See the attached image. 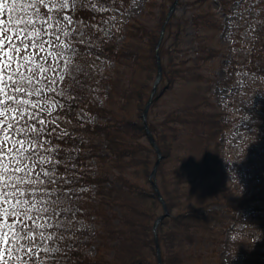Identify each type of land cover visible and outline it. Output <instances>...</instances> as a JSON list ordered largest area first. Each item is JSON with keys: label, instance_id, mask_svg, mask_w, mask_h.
<instances>
[{"label": "trees", "instance_id": "16d2710c", "mask_svg": "<svg viewBox=\"0 0 264 264\" xmlns=\"http://www.w3.org/2000/svg\"><path fill=\"white\" fill-rule=\"evenodd\" d=\"M171 1L174 0L160 1L155 13L157 2L149 0L147 8L156 15V24L151 26V21L143 23L138 20L129 25L126 39L117 51L103 39L91 41L103 52L110 51L119 64V76L113 81L108 99L123 115L117 116L116 121L111 119L96 125L85 122L83 127L87 131L76 133L84 139L80 166L95 156L110 162L111 168L117 171L113 180L117 184L105 188L102 187L103 180L87 175L85 178L104 189L101 192L107 200L105 202L111 209L117 208L120 215L117 223L112 217L103 216L110 241H116L112 246V257L102 256L95 260L84 257L82 250L88 243L81 240L82 235H77L74 239L81 241V246L74 250L77 254L73 257V264H157L152 230L155 219L162 213V203L150 178L156 153L151 148L141 117L150 96V86L157 76V44L169 12L167 4ZM213 1L194 0L196 13L193 19L182 22L178 18L179 22L174 24V14L167 23L168 33L159 49L163 61L162 81L166 84L154 100L149 128L163 154L156 179L170 212L158 227L163 264H184L183 249L191 235L197 232L215 235L219 229L215 224L219 211H210L209 208L227 198L225 173L219 166L222 152L220 134L226 126L213 113L209 94L211 86L203 79L201 66L206 57L203 59L202 54L197 58L181 55L186 26H191L198 34L216 26ZM260 9L262 21L253 36L256 46L254 58L257 60H262L264 54V0ZM99 14L102 15L100 10ZM92 23L94 26L96 21ZM205 50H208L209 57L216 54L211 46L206 45ZM129 77L136 81L130 87ZM86 83H92L91 75ZM164 96H173L176 105L172 109L165 106L158 117L154 108L159 107ZM253 112V128L260 137L257 143L264 150V107ZM94 136L105 139L107 154L90 151L87 139ZM257 146L252 158L253 163L259 164L256 191H249L248 197L239 200L238 204L224 203L229 213L240 207H250L254 213L252 222L255 229H263L259 234L243 236L234 242L237 252L244 254L245 264H264V152L259 153ZM78 231L84 233L83 230Z\"/></svg>", "mask_w": 264, "mask_h": 264}, {"label": "snow or ice", "instance_id": "6c2138e0", "mask_svg": "<svg viewBox=\"0 0 264 264\" xmlns=\"http://www.w3.org/2000/svg\"><path fill=\"white\" fill-rule=\"evenodd\" d=\"M118 2V0H117ZM241 0H237V6ZM101 0L99 8L111 7ZM93 0H0V264H73ZM118 23V21H117ZM231 75V73H229Z\"/></svg>", "mask_w": 264, "mask_h": 264}, {"label": "rangeland", "instance_id": "374dc122", "mask_svg": "<svg viewBox=\"0 0 264 264\" xmlns=\"http://www.w3.org/2000/svg\"><path fill=\"white\" fill-rule=\"evenodd\" d=\"M148 1L112 0L111 7L99 8L101 0H95L102 15L108 14L109 22L106 26L94 24V30L101 40H105L117 51L126 39L129 25L138 20H142L143 23L151 21L149 24L151 26L156 24V15L148 11ZM160 1L162 0H156L155 13L158 11ZM193 1L177 2L173 13L176 15L174 24L179 22L178 18L182 22L194 18L196 12ZM172 4L173 1L167 5L170 8ZM213 7L216 26L208 28L202 34L196 33L191 26H186L184 50L181 55L197 58L202 54L203 59L206 57L201 67L204 81L212 86L209 94L213 113L219 115L227 126L220 137L222 156L219 165L226 174L227 198L222 203H217L213 209L219 210L228 225V222L230 224L235 222L227 213V216H224L223 203H232L233 199L241 198L249 191H256L258 187L256 171L259 164H251L250 159L252 160L257 142L260 141L252 127L253 111L258 107H264V54L262 60L254 58L256 46L253 37L262 21L260 9L262 0H241L239 6L237 0H214ZM176 28L177 26L174 30ZM206 45L213 47L215 56L209 57L208 50H205ZM113 57L112 53L106 50L102 54H89L84 58L89 62L86 68L91 73L92 83L91 90L80 107L84 109L85 122L92 125L106 123L111 119L116 121L117 116L123 115L122 111L108 99L113 90V81L117 79L120 71L119 64ZM134 82L136 83L132 77L128 78L129 87ZM165 84L166 82L162 81L158 90H162ZM175 101L173 96L161 98L159 107L154 108L157 116H160L158 114H161L165 106L172 109L176 105ZM149 117H153L151 112ZM87 143L91 152L108 153L107 142L102 136L89 138ZM260 146V144L257 146V151L263 153L264 150ZM79 172L85 184L81 186L80 199L77 201L79 213L76 224L86 231L87 236L83 239L86 238L90 243L82 255L90 259L112 257L114 251L112 246L116 241H110L104 227L103 216H111L113 222H116L120 213L117 212V208H110L101 191L102 187L108 188L116 184L113 180L117 171L111 168L110 162L95 156L85 161ZM85 175L103 180V186L92 184ZM239 216H242V222L226 226L221 234L217 231V236L201 233L191 235L183 249L184 264H241V257L233 252L229 243L252 219L248 210H242ZM253 225L252 223L249 228L252 233L259 234L263 231L259 227L255 229Z\"/></svg>", "mask_w": 264, "mask_h": 264}, {"label": "water", "instance_id": "95a60500", "mask_svg": "<svg viewBox=\"0 0 264 264\" xmlns=\"http://www.w3.org/2000/svg\"><path fill=\"white\" fill-rule=\"evenodd\" d=\"M174 6L175 5H173V7L171 8V13L173 12V9H174ZM161 43V42H160ZM159 43V44H160ZM161 64H160V60H159V73H158V77H157V80H156V83H155V87H154V91H153V94H152V96L155 94V91H156V88H157V86H158V82H159V80H160V78H161V76L160 75H162V68H161V66H160ZM151 96V99H150V101H149V103H148V105H147V108H146V110H145V114H144V119H145V123H147V116H148V113H149V106L151 105V103H152V100H153V97ZM153 144L155 145V147H156V149H157V151H158V153H159V160H158V162H157V164H156V166H155V168H154V171H153V176H155L156 175V173H157V169L156 168H158V166H159V163H160V160H161V152H160V150L158 149V147H157V145H156V143L154 142V140H153ZM155 189H157V191H158V194H159V196H160V198H161V194L159 193V190H158V188H157V185H155ZM163 205H164V209H165V213H164V215H162L159 219H157V221H156V223H155V229L157 228V226H158V224H159V222L161 221V219H163V218H165L167 215H168V210L166 209L167 208V206H166V204L163 202ZM157 247H158V250H159V245H158V243H157ZM157 250V251H158ZM158 255H159V264H161V256H160V251H158Z\"/></svg>", "mask_w": 264, "mask_h": 264}]
</instances>
